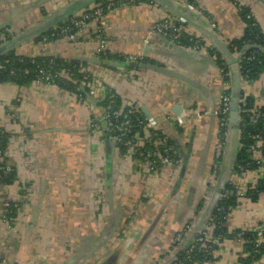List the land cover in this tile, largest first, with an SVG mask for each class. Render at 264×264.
<instances>
[{"label": "crops", "instance_id": "1", "mask_svg": "<svg viewBox=\"0 0 264 264\" xmlns=\"http://www.w3.org/2000/svg\"><path fill=\"white\" fill-rule=\"evenodd\" d=\"M79 1L0 0V48L10 43L14 56L52 58L77 70L61 73L73 90L0 80V161L13 174L10 183L0 179V264H172L176 237L181 246L193 241L225 190L235 205L210 264H242L249 255L244 234L264 230V191L254 192L264 187V163L238 170L240 130L229 128L220 139L216 112L236 76L250 111L264 109V73L243 79L233 64L238 54L222 49L243 33L242 9L264 35V0H167L171 8L131 1L80 30L66 27L96 5L92 0L52 25ZM168 15L184 36L200 40L198 50L171 46L153 32ZM56 28L74 30L43 36ZM108 100L152 118L180 164L150 172L120 154L103 132ZM140 133L144 144L149 133ZM252 140L248 159L256 162L263 145ZM253 264H264V253Z\"/></svg>", "mask_w": 264, "mask_h": 264}, {"label": "trees", "instance_id": "2", "mask_svg": "<svg viewBox=\"0 0 264 264\" xmlns=\"http://www.w3.org/2000/svg\"><path fill=\"white\" fill-rule=\"evenodd\" d=\"M134 1H145V0H134ZM147 1V0H146ZM95 3L99 4L103 7L104 11L107 9V4H105V0H94ZM123 2H129V0H118L114 1V5H118ZM241 18L245 23V29L243 30L242 35L229 42L227 48L230 53L238 52L241 54V58L238 64L240 74L245 80H254L256 79L261 73H264V35L261 33L260 29L258 28L257 24L254 20L249 16V12L246 9L241 10ZM70 21L66 23V27L70 26ZM74 29H70L66 33H70ZM52 32L48 31L43 36H47V38L51 37ZM54 37V36H53ZM179 44L181 46H191V43L188 42V37L182 36ZM251 54L253 55V59H248ZM0 62H3L4 69L0 70V80H13L19 83H28L36 81L40 78V72H48L52 75L54 74H61L62 72L68 74L69 76L73 77V75H77V70L74 64H66L60 60L52 59V58H33L28 59L24 57H17L14 56L13 53H9L7 55L0 56ZM218 65L222 70V73L225 74L227 72V66L224 64L222 60L218 61ZM51 84H57L61 88L73 90L75 85L72 81H64L61 77L54 78ZM239 100L240 102V145L241 148L239 149L238 157L236 165L238 170L240 167H243L244 170L247 169H254L257 165L255 162H252L248 159V151L249 146L253 143L252 138L254 136H260L263 140V153H264V121L258 118L257 121L252 122L250 109L252 106V102L250 99L245 98L242 93H240ZM106 105H111L113 110H118L122 112V114L128 113L127 110L119 108L118 105L110 102L108 100L105 102ZM244 104V105H243ZM258 112L264 114V109L259 110ZM131 118L132 124L134 125L133 132L139 130L140 126L138 123L144 121L143 116L136 115V114H129ZM111 126L116 127L118 126V120L111 119ZM138 126V127H136ZM153 134L158 136L159 138H163L160 135L159 131L152 130ZM223 135H221L220 139H223ZM5 137L0 133V148H2L3 139ZM153 145L151 142L145 143L143 146L142 151L147 152L153 150ZM156 148L161 149L162 145L159 142L156 145ZM3 164V163H2ZM12 172L8 175H4L0 172V179L10 183L12 181ZM264 191V187L260 184L257 186V189L254 192ZM234 195L230 194L226 190L223 192L221 200L217 203L212 216V218H219L221 220L222 216L229 213V208L235 205L234 203ZM210 221V220H209ZM217 224L212 230V237L214 236H224V228L222 227L223 222ZM264 236V230L261 234L256 232H249L244 234V239L246 241V247L249 255L242 260V264H253V261H256L262 253H264L263 244L256 250L254 247V242L256 238L260 236ZM212 238V239H213ZM211 239V240H212ZM210 240V241H211ZM210 241L205 242L202 244L194 245L191 252L188 254L184 253V249L180 248L182 252H179L176 256V261H183L181 264H203L206 260H212V252L214 251V246H210ZM211 247V251L206 255L207 248ZM256 251V253L254 252ZM175 261V262H176ZM175 264V263H173Z\"/></svg>", "mask_w": 264, "mask_h": 264}, {"label": "built area", "instance_id": "3", "mask_svg": "<svg viewBox=\"0 0 264 264\" xmlns=\"http://www.w3.org/2000/svg\"><path fill=\"white\" fill-rule=\"evenodd\" d=\"M118 1V0H117ZM134 1V0H129V2ZM126 3V2H123ZM123 3H120L118 5H114L113 2H109L107 4V9L106 10H110L114 7H118L120 5H122ZM103 13H104V9L103 7H96L94 8L92 11H88L87 13H84L83 15H81L78 18H73L70 20V24L72 27L74 28H78L79 30L84 28L87 25L88 21L94 20V21H100L101 18L103 17ZM153 32L155 34L160 35L163 39H165L168 43L177 46V47H182V48H191L192 50H198L201 47V43L200 40L198 38L189 36L188 37V42L191 43V46H181L179 44V41L181 39V37L183 36L182 34V29L180 24L178 23V21L176 19L174 20H169V19H164L161 20L157 23L154 24L153 26ZM67 32L68 29H60L58 32V29L56 28L54 31H52V35L56 36L58 35V33H64ZM235 54H238L241 58V54H239L238 52H236ZM253 55L251 54V56L248 59H253ZM4 63L0 62V70L4 69ZM40 78L38 79V82H41L43 84L46 85H50L51 82L53 81L54 78H60V74H54L52 75L51 73L48 72H40ZM229 108H230V96L228 94H224L221 98V103H220V108L219 110H217L216 112V116L219 117V121H218V126H219V133L218 136L219 138L221 137V135H225L226 134V122H227V116L229 113ZM251 113V119L252 122H255L258 120V118L262 119L264 121V114L258 112V111H250ZM130 112L127 114H122V112L118 111V110H113L111 105H107L103 111V119L102 120L104 122L103 124V128L108 129L109 133L114 134V136L112 137V140L116 143H125L126 141V137H129L132 133H133V128L134 125L132 124L131 118L129 117ZM184 117V112L181 113V116L177 118V121L179 123H182V119ZM116 119L118 120V126L111 128V119ZM155 125V122L152 118H144V121H141L138 123V126H140V128L143 129V131L148 132L149 133V139L152 138V145L154 146V150L157 154V156H170L172 155V149L173 147L169 144H166V139L165 138H159L158 136H155L154 134H152V130L153 127ZM136 126V127H138ZM257 137V140L259 141L260 144H263V141L261 140L260 136H255ZM165 139V140H164ZM161 143L162 148L158 150V148H156V145L158 143ZM117 145V144H116ZM254 149V148H252ZM152 150H150L148 152V156L152 155ZM176 155V154H175ZM0 156H2V153H0ZM176 157V156H175ZM256 163L261 166L264 163V155L260 156V158L256 161ZM12 170L8 167H6L4 164L1 163L0 161V172L2 174H8L10 173ZM228 214H225L222 216L221 220L219 218H212L210 219V221L208 222L205 230L206 232H212L213 228L215 226H217V224L221 223L220 221L224 222L227 217ZM181 238L180 240H176V243L179 245L180 248H183L184 246H181V241H182V235H180ZM199 239L195 238L193 241H191L194 245L197 244H204L207 241L211 240V233L210 235H208V233L206 234L203 230L200 232L199 234ZM260 241V240H259Z\"/></svg>", "mask_w": 264, "mask_h": 264}, {"label": "rangeland", "instance_id": "4", "mask_svg": "<svg viewBox=\"0 0 264 264\" xmlns=\"http://www.w3.org/2000/svg\"><path fill=\"white\" fill-rule=\"evenodd\" d=\"M114 1H117V0H114ZM109 3V1H107V2H105V4H108ZM96 5H93V6H90V7H88V8H86L85 10L86 11H92L94 8H96V7H98V6H100L99 4H97V3H95ZM100 7H102V6H100ZM164 19H169V20H174L175 18L172 16V15H168V16H166V17H164V18H162V20H164ZM94 21V20H93ZM95 22H97V21H95ZM244 25H245V23H244ZM39 28H37V30H38ZM35 30V29H34ZM36 31V30H35ZM35 36V35H34ZM6 37H9V36H6ZM192 37H195V36H192ZM10 38V37H9ZM196 38V37H195ZM7 39V38H6ZM12 41V40H11ZM6 45V44H5ZM13 50H15V49H10V50H8V53L9 52H12ZM61 76V78H64V75L63 74H60ZM252 108V107H251ZM254 108H258V107H254ZM104 109L105 108H103V111H104ZM113 109V108H112ZM219 110V109H218ZM240 111H241V109H240ZM130 111H128V113H129ZM127 113V114H128ZM130 113H132V114H134V112L133 111H131ZM229 113H230V108H229ZM229 113H228V116H229ZM228 116H227V122H228ZM103 117H104V115H103ZM103 117H102V119H101V121L102 120H104L103 119ZM217 119H218V121H219V117H217ZM227 122H226V126H225V128H227ZM111 128H113V126L111 127ZM154 130V129H153ZM143 131V129L142 128H139V130H137V131H134L129 137H126L125 139H126V141H125V143H116L115 145H116V147L118 148V151H120V154H128V156L130 157V158H132L133 160H135V161H137L138 163L139 162H141V163H144V164H146V166H147V168H148V170L151 172V171H154V170H157L158 168H160L161 166H164V165H171V166H177V165H179L180 164V158H179V155H178V153H177V150H176V148H174V146L172 145V144H170V142L169 141H167V140H165L166 141V144H169V145H171L172 147H173V149H172V152H170V153H172V155H170V156H157V154H156V152L155 151H153L154 150V148H153V152H152V155L150 156H148V152L149 151H147V152H144V151H142V149H143V146H145V143H148V142H151L152 141V138L151 139H149L148 138V140L144 143V144H142V141H140V139L138 138V136H140V132H142ZM103 132H104V134L106 135V136H108L110 139H112V137L114 136V134H112V133H109L108 132V129H106V128H103ZM152 134H153V132H151ZM218 133H219V129H218ZM156 136V135H155ZM262 140V139H261ZM263 141V140H262ZM115 143V142H114ZM263 145V144H262ZM159 150V149H158ZM176 154V155H175ZM176 156V157H175ZM255 164L257 165V166H259L256 162H255ZM240 170H244L243 169V167H240ZM9 174V173H8ZM8 174H4V175H8ZM255 189H257V187L255 188ZM228 216H229V213H228ZM228 216H226L227 217V219H228ZM227 219L223 222V224H222V227H223V225H224V223L227 221ZM203 231L207 234L208 233V235H210V233L211 232H206V230H205V228L203 229ZM200 234V233H199ZM199 234L196 236V238L197 239H199ZM181 234H179L177 237H176V240H180V238H181V236H180ZM222 236H220V235H218V236H214V238L212 239V235H211V243H210V246L212 247V245H216L217 243H218V240L221 238ZM239 237H241L240 235H239ZM264 237V236H263ZM260 240V238L258 237V238H256V240H255V242H254V247L256 248V250L261 246V241H259ZM247 241V240H246ZM208 242V241H207ZM247 242H249V241H247ZM212 244V245H211ZM193 243L192 242H189V243H187V244H185L184 245V247H183V249H184V253H186V254H188L189 252H191L192 251V249H193ZM211 247H208L207 248V251H206V255H208V253L211 251ZM181 250V249H180ZM179 252H182V251H179ZM178 252V253H179ZM255 253H256V251H254ZM176 259L175 260H173L172 261V264L173 263H175V264H181V263H183V261H181V262H179V261H176ZM210 260H206L203 264H210ZM195 264V263H194Z\"/></svg>", "mask_w": 264, "mask_h": 264}, {"label": "water", "instance_id": "5", "mask_svg": "<svg viewBox=\"0 0 264 264\" xmlns=\"http://www.w3.org/2000/svg\"><path fill=\"white\" fill-rule=\"evenodd\" d=\"M91 1L92 0H82V1L76 2L75 4H72L69 8H67V11H68V12H66L67 14L62 15V17L56 16L55 17L56 19L54 18L52 25H57L62 19L68 18V16L71 15L73 12H75L78 9H81L82 7L86 6ZM152 1L160 3L165 7L171 8V5H169L167 0H152ZM170 45L174 46L172 44H170ZM10 46H11L10 43H8L5 46H2L0 48V54L5 52L6 50L10 49ZM222 49H223V55L227 54V57L231 56L230 52L228 51V49L226 47H224ZM239 59H240V56L238 55L237 57L234 58L233 64H235V65L237 64L236 66H238ZM239 84H240V79L238 76H236L235 80L233 81V85H232V89H231V93H230V113L228 116L226 133H227L229 128L240 130V100H239L240 85ZM178 110L181 111V108L175 109V112L178 113ZM219 192H221V190H219Z\"/></svg>", "mask_w": 264, "mask_h": 264}]
</instances>
